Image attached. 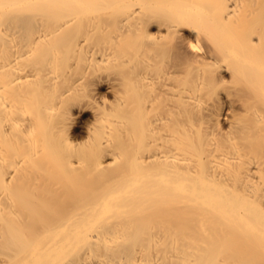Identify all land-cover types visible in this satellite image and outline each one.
<instances>
[{
    "label": "bare ground",
    "instance_id": "bare-ground-1",
    "mask_svg": "<svg viewBox=\"0 0 264 264\" xmlns=\"http://www.w3.org/2000/svg\"><path fill=\"white\" fill-rule=\"evenodd\" d=\"M0 264H264V0H0Z\"/></svg>",
    "mask_w": 264,
    "mask_h": 264
}]
</instances>
